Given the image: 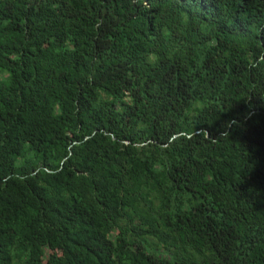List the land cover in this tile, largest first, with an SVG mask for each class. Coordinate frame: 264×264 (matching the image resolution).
Here are the masks:
<instances>
[{"label":"trees","instance_id":"1","mask_svg":"<svg viewBox=\"0 0 264 264\" xmlns=\"http://www.w3.org/2000/svg\"><path fill=\"white\" fill-rule=\"evenodd\" d=\"M0 264H264V0H0Z\"/></svg>","mask_w":264,"mask_h":264}]
</instances>
